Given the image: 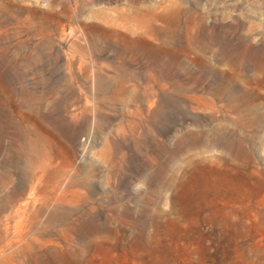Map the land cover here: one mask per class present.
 I'll list each match as a JSON object with an SVG mask.
<instances>
[{
  "label": "rangeland",
  "instance_id": "obj_1",
  "mask_svg": "<svg viewBox=\"0 0 264 264\" xmlns=\"http://www.w3.org/2000/svg\"><path fill=\"white\" fill-rule=\"evenodd\" d=\"M0 264H264V0H0Z\"/></svg>",
  "mask_w": 264,
  "mask_h": 264
}]
</instances>
